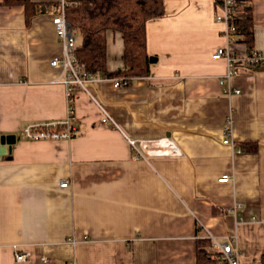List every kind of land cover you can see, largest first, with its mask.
I'll use <instances>...</instances> for the list:
<instances>
[{"label":"crops","instance_id":"crops-1","mask_svg":"<svg viewBox=\"0 0 264 264\" xmlns=\"http://www.w3.org/2000/svg\"><path fill=\"white\" fill-rule=\"evenodd\" d=\"M2 1L0 142L15 141L0 158V264H195L208 234L236 236L239 263L260 264L264 70L237 64L229 85L240 93L228 95L218 83L227 64L212 54H264V0H251L250 46L226 40L213 0H165L164 15L145 25L157 59L148 75L118 88L88 82L72 106L61 67L50 64L63 52L52 18L65 0H32L43 12L28 24L23 7ZM122 47L107 32V72L122 68ZM67 116L79 132L72 139L21 138L27 125ZM15 252L28 256L17 262Z\"/></svg>","mask_w":264,"mask_h":264},{"label":"trees","instance_id":"trees-1","mask_svg":"<svg viewBox=\"0 0 264 264\" xmlns=\"http://www.w3.org/2000/svg\"><path fill=\"white\" fill-rule=\"evenodd\" d=\"M164 1L65 0L63 10L66 22L74 35L79 36L75 56L82 71L91 76L125 77L129 80L147 76L150 61L146 51L145 25L147 21L164 15ZM213 1L219 8L220 0ZM1 4L23 7L27 24L32 16L43 12L32 0H3ZM239 4L233 21L235 35L250 46L253 37L251 0H239ZM107 32L120 34L123 41V66L115 73L106 70ZM210 245V240L206 238L197 240L195 264H217L215 254L208 249ZM260 264H264V254Z\"/></svg>","mask_w":264,"mask_h":264},{"label":"built area","instance_id":"built-area-1","mask_svg":"<svg viewBox=\"0 0 264 264\" xmlns=\"http://www.w3.org/2000/svg\"><path fill=\"white\" fill-rule=\"evenodd\" d=\"M219 10L220 13L216 16V21L225 25L223 35L227 41H232L236 33V26L233 24L237 10L240 7L239 0H220ZM64 2L59 13L52 18V23L55 28V32L60 42L62 43V56L60 58H54L51 61V66H60L62 69V83L66 89V96L70 100L75 90L86 91L85 85L88 82L110 79L113 82V86L118 88L120 86H126L129 84V79L125 77L119 78H107L105 76H94L86 74L82 71L80 65L77 62L75 56L76 48V35L73 30L67 24L64 14ZM213 60H224L227 64V69L224 75L219 79L220 86H224L228 83V87L225 94H239V90H232L229 81L234 75V67L237 64H243L252 70L264 69V54L260 51L252 50L242 57H236L227 47H219L212 54ZM108 122H112L109 117H106ZM113 123V122H112ZM233 118L229 114L224 121V138L221 141L224 145H232L231 137L233 132ZM117 127V126H116ZM76 128L73 126L72 116H67L66 119L55 120L50 122H39L27 125L21 132V138L26 140H69L78 135ZM144 142H140V147ZM130 145L136 150L137 157H143L141 151L137 148L136 142L130 140ZM178 153L177 151H174ZM228 176H222L220 182H227ZM68 183L63 181L60 183L61 187H66ZM207 239L210 240V248L217 258V264H240L237 250L233 247V243L236 241V236H231L228 240L222 241L210 234L207 235ZM27 254L15 252V261L21 262L27 258Z\"/></svg>","mask_w":264,"mask_h":264},{"label":"water","instance_id":"water-1","mask_svg":"<svg viewBox=\"0 0 264 264\" xmlns=\"http://www.w3.org/2000/svg\"><path fill=\"white\" fill-rule=\"evenodd\" d=\"M155 57H149L150 63L156 62ZM15 139L13 136L3 137L0 142V158L6 156L11 151V145L14 143Z\"/></svg>","mask_w":264,"mask_h":264},{"label":"rangeland","instance_id":"rangeland-1","mask_svg":"<svg viewBox=\"0 0 264 264\" xmlns=\"http://www.w3.org/2000/svg\"><path fill=\"white\" fill-rule=\"evenodd\" d=\"M76 44H78V42H79V36L76 34Z\"/></svg>","mask_w":264,"mask_h":264}]
</instances>
